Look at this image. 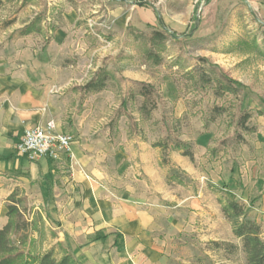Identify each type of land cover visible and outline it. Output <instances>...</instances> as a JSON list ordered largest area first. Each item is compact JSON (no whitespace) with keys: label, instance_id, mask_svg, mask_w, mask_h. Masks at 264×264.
<instances>
[{"label":"rangeland","instance_id":"obj_1","mask_svg":"<svg viewBox=\"0 0 264 264\" xmlns=\"http://www.w3.org/2000/svg\"><path fill=\"white\" fill-rule=\"evenodd\" d=\"M33 21L37 30L23 35ZM155 30L166 37L150 40ZM19 63L40 65L31 75L73 79L69 88L80 92L82 100L73 111L89 109L87 136L102 142L100 150L107 154L99 161L104 175L96 173L106 180L107 195L134 206L143 204V195L157 199L165 221L177 197L199 195L202 186L210 191L224 216V222L212 225V237L159 222L147 264H247L242 240L220 201L244 204L238 200V164L248 160L243 153L249 146L253 164L264 170V0H3L0 74ZM100 70L108 78L103 88L83 89ZM228 83L233 90L226 89ZM146 86L149 96L141 94ZM243 114L250 115L245 125L240 123ZM8 135L0 129V146ZM140 141L161 149L162 169H150L155 184L142 173ZM177 146L193 151L194 159ZM178 153L188 161L176 165ZM129 160L132 166L121 169ZM158 176L165 184L155 194ZM15 199L24 221L39 228L22 245L25 254L40 256L53 249L60 257L53 229L58 220L50 213L54 193L42 195L37 188L31 196L19 191Z\"/></svg>","mask_w":264,"mask_h":264},{"label":"crops","instance_id":"obj_2","mask_svg":"<svg viewBox=\"0 0 264 264\" xmlns=\"http://www.w3.org/2000/svg\"><path fill=\"white\" fill-rule=\"evenodd\" d=\"M37 66L40 65L27 68L26 64L19 63L10 73L0 74V129L9 134L7 143L0 146L1 228L9 222L7 205L11 195L22 191L31 196L38 188L42 195L50 192L56 197L52 205L54 212H50L58 220L57 228H53L57 231L56 241L64 242L84 264H147L159 222L165 225L166 221L178 232L199 230V234L212 237V225L224 222V216L212 202V195L205 186L199 195L177 197L165 221L160 218L162 208L155 206L157 199L143 195L139 197L143 204L134 206L122 198L116 199L114 193L107 195L104 192L106 180L97 175H104L99 161L107 154L100 150L102 142L87 136L89 128L85 117L89 109L73 111L74 104L82 101L80 92L69 88L73 79L60 76L57 80L52 75L37 72L29 74ZM49 120L55 121V132L77 137L71 153L60 159L41 157L33 161L17 154L15 147L24 130L44 126ZM140 142L138 154L142 173L155 184L150 169H162L161 149L146 141ZM247 149L243 155L248 160L244 165L238 164V200L260 224L264 238V170L253 164V146ZM180 160L187 159L178 153L174 158L176 165H181ZM130 166L129 160L120 168L129 169ZM187 170L190 172L191 169ZM158 177L160 185H154L155 194L161 193L165 184L161 176ZM201 177L205 179L203 175L197 176ZM183 204L186 211L180 207ZM215 217L216 221L213 220ZM195 218H198L197 225L193 223ZM232 236L235 237L230 230ZM212 239L219 240L220 237L213 236Z\"/></svg>","mask_w":264,"mask_h":264},{"label":"trees","instance_id":"obj_3","mask_svg":"<svg viewBox=\"0 0 264 264\" xmlns=\"http://www.w3.org/2000/svg\"><path fill=\"white\" fill-rule=\"evenodd\" d=\"M3 4V0H0V8ZM141 4H146L145 2ZM37 22L33 21L22 30V34H29L36 29ZM163 31L165 28L162 25ZM163 31L155 30L150 40L154 41L156 38H164L166 35ZM167 32V30L165 31ZM175 35V34H173ZM107 74L104 70H100L93 78H91L84 86L85 90H99L102 89L107 80ZM229 81L231 79L227 78ZM227 80V81H228ZM141 89V94L149 96V90L147 88ZM226 89L233 90L230 83L226 84ZM250 115L243 114L240 123L245 125L249 120ZM245 129L250 128L244 126ZM154 145L163 146L160 143ZM176 149L181 150L183 155L189 156L194 159L193 151L185 150L181 146H177ZM16 194L13 193L9 198L8 203V216L9 222L6 226L0 227V264H84L82 263L72 252L68 251L64 244L57 242L58 247L63 251L60 257L55 255L53 249L36 256L33 254H25L22 249V245L30 239L33 240L35 232H39V228L36 223L24 221L22 215L18 209V203L15 199ZM222 203V211L226 218L233 224V232L241 238L243 244V250L247 256V264H264V239L262 238V230L260 224L254 219L247 216L245 206L239 201L225 199L220 201ZM216 247H220L222 243L218 241L212 242ZM229 248H236V245L232 242H224Z\"/></svg>","mask_w":264,"mask_h":264},{"label":"built area","instance_id":"obj_4","mask_svg":"<svg viewBox=\"0 0 264 264\" xmlns=\"http://www.w3.org/2000/svg\"><path fill=\"white\" fill-rule=\"evenodd\" d=\"M76 138L71 133L55 132V121L49 120L46 125L26 128L16 144V153L26 156L29 160L41 157L60 159L69 154Z\"/></svg>","mask_w":264,"mask_h":264}]
</instances>
